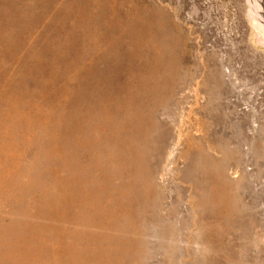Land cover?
Masks as SVG:
<instances>
[{"label": "rangeland", "instance_id": "374dc122", "mask_svg": "<svg viewBox=\"0 0 264 264\" xmlns=\"http://www.w3.org/2000/svg\"><path fill=\"white\" fill-rule=\"evenodd\" d=\"M0 132V264H264V0H0Z\"/></svg>", "mask_w": 264, "mask_h": 264}, {"label": "bare ground", "instance_id": "6f19581e", "mask_svg": "<svg viewBox=\"0 0 264 264\" xmlns=\"http://www.w3.org/2000/svg\"><path fill=\"white\" fill-rule=\"evenodd\" d=\"M66 1V0H65ZM79 3V2H78ZM79 6V5H78ZM66 15V14H65ZM65 17V16H64ZM71 17V16H70ZM86 20V19H85ZM50 21H51V19H50ZM63 29H64V27H63ZM68 29V28H67ZM63 31V30H62ZM61 33V32H60ZM70 35H72V34H70ZM63 38V37H62ZM66 41V40H65ZM53 45H54V43H53ZM70 45H72V44H70ZM63 46V45H62ZM51 50L53 49V48H50ZM55 49V48H54ZM72 49V48H71ZM76 50V49H75ZM48 52H50L49 51V49H48ZM54 53V52H53ZM54 55H55V53H54ZM4 91V90H3ZM21 105V104H20ZM16 106H18V105H16ZM13 109V108H12ZM18 109V108H17ZM32 114V113H31ZM19 116H18V119L20 120V121H22V122H24V123H26L27 125H28V127L30 128V129H35L38 125H39V120L38 119H36L35 117H29V116H25V115H23V114H18ZM21 115V116H20ZM23 115V116H22ZM50 115V114H49ZM19 122V121H18ZM17 122V123H18ZM15 125V124H14ZM11 127V126H10ZM33 131V130H32ZM8 134H12L11 133V130H8V131H6ZM22 133V132H21ZM13 136V135H12ZM10 139H12V138H8V135L5 133V134H3L2 132H0V158H2L3 159V157H10L11 155H12V146L14 145H5L6 143H7V141H10ZM24 142V141H23ZM9 143V142H8ZM17 144V143H16ZM4 145L5 146H8V147H4ZM5 158V159H6ZM54 158V157H53ZM7 163H2V168L4 169L3 171V173H2V176H1V178H0V190H5L6 188H7V186H9L8 184L10 183V181H11V179L13 180L14 178H13V176L16 174V172H17V170L15 171L13 168H8V164L6 165ZM35 165V164H34ZM19 178V177H18ZM222 179V178H221ZM31 182V181H30ZM47 182V181H46ZM18 185V184H17ZM12 186V185H11ZM22 186V185H21ZM9 188V187H8ZM26 188V187H25ZM20 189H21V187H20ZM31 189V188H30ZM13 190V189H12ZM12 190H10V191H12ZM88 190V189H87ZM7 191H8V189H7ZM14 191H16V190H14ZM13 192V191H12ZM5 193H6V191H5ZM16 193V192H15ZM4 194V193H3ZM17 194V193H16ZM15 194V195H16ZM20 194V193H19ZM23 194V193H22ZM12 195H13V193H12ZM90 195V194H89ZM11 196V195H10ZM2 197V196H1ZM15 196H13L12 198H14ZM18 197V196H17ZM2 198H4V197H2ZM9 198V197H8ZM26 198V197H25ZM103 198V197H102ZM92 199V198H91ZM95 200V199H94ZM12 201V200H11ZM10 202V201H9ZM67 202V201H66ZM11 203V202H10ZM68 203V202H67ZM70 203V202H69ZM74 206V205H73ZM88 206V205H87ZM86 206V207H87ZM92 206V205H91ZM13 209H11V211H12ZM77 210H79V209H77ZM99 210H101V209H99ZM79 212V211H78ZM90 212V211H89ZM7 213H10V212H7ZM32 213H34V212H32ZM43 214V213H42ZM58 214H60V213H58ZM4 216H6V215H4ZM89 216V215H88ZM108 216V215H107ZM110 216V215H109ZM56 217H58L57 215H56ZM97 219V218H96ZM71 220V219H70ZM36 221V220H35ZM89 221V220H88ZM60 222V221H59ZM36 223V222H35ZM84 223V222H83ZM62 225V224H61ZM50 226V225H49ZM63 226V225H62ZM64 227V226H63ZM67 227V226H66ZM83 227V226H82ZM102 227V226H101ZM99 228V227H98ZM38 229V228H37ZM70 230V229H69ZM77 230V229H76ZM84 230H85V228H84ZM1 231V230H0ZM38 231V230H37ZM45 231V230H44ZM72 232V231H71ZM76 234V233H75ZM86 234V233H85ZM81 237V236H80ZM68 238H70V237H68ZM85 238V237H84ZM46 239V238H45ZM75 239V238H74ZM74 241V240H73ZM70 242V241H69ZM68 242V243H69ZM102 242V241H101ZM69 244H71V243H69ZM24 246V245H23ZM71 248H72V246H71ZM99 249V248H98ZM31 252V251H30ZM9 253V252H8ZM10 254V253H9ZM9 254H7V256H9ZM10 255H12V254H10ZM30 255V254H29ZM28 255V257L27 258H31V256H29ZM35 255H36V253H35ZM34 255V256H35ZM12 258H14V257H10V259H11V261H12ZM26 258V257H25ZM35 258H37L36 256L34 257V259ZM39 258V257H38ZM49 258V257H48ZM9 259V258H8ZM40 259V258H39ZM38 259V260H39ZM24 260V259H23ZM37 260V259H36ZM61 260V259H60ZM6 261V260H5ZM35 261V260H34ZM105 261V260H104ZM14 262H15V260H14ZM36 262V261H35ZM39 262V261H38ZM28 263V262H27ZM86 263V262H85ZM23 264V263H22ZM84 264V263H83ZM91 264V263H90Z\"/></svg>", "mask_w": 264, "mask_h": 264}]
</instances>
